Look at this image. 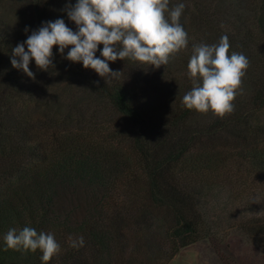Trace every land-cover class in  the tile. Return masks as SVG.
<instances>
[{
    "label": "trees",
    "instance_id": "16d2710c",
    "mask_svg": "<svg viewBox=\"0 0 264 264\" xmlns=\"http://www.w3.org/2000/svg\"><path fill=\"white\" fill-rule=\"evenodd\" d=\"M238 1L252 8L254 26L247 19L241 37H229L230 52L239 51L237 42L243 50L258 46L259 59L250 54L235 110L223 118L183 106L193 85L173 77L187 69L180 53L158 69L157 93L139 62L125 59L109 62L123 74L108 83L74 65L83 97L36 98L11 64L14 46L0 14V264H43L39 250L4 251L7 231L25 226L54 234L61 245L48 264H167L211 235L216 223L202 207L226 183L236 199L264 207V0ZM180 23L188 33L182 16ZM93 104L102 125L85 118ZM244 223L264 248V216ZM70 237H83L84 245L70 246Z\"/></svg>",
    "mask_w": 264,
    "mask_h": 264
},
{
    "label": "clouds",
    "instance_id": "9594fccd",
    "mask_svg": "<svg viewBox=\"0 0 264 264\" xmlns=\"http://www.w3.org/2000/svg\"><path fill=\"white\" fill-rule=\"evenodd\" d=\"M184 9L182 2L170 7V0H77L74 6L71 3L66 6L68 18L77 31L63 19L46 22L13 48L11 64L35 80L30 63L34 60L44 72L54 69L53 48L58 46L61 56L65 49H70L65 59L94 70L106 83L123 74L112 70L109 62L130 59L158 69L188 47L189 36L180 23ZM97 51L103 59L97 57ZM249 67L250 61L244 54L230 52L226 35L216 44L193 45L187 64L193 86L184 94L183 106L200 113L212 112L221 118L231 114ZM3 241L4 251L27 254L39 250L43 264L61 253L54 234L38 233L28 226L10 228ZM69 243L74 248L82 247L84 240L80 237L77 242L70 237Z\"/></svg>",
    "mask_w": 264,
    "mask_h": 264
},
{
    "label": "rangeland",
    "instance_id": "374dc122",
    "mask_svg": "<svg viewBox=\"0 0 264 264\" xmlns=\"http://www.w3.org/2000/svg\"><path fill=\"white\" fill-rule=\"evenodd\" d=\"M76 2L77 0H0V14L8 25L10 39L15 47L26 41L32 31L38 30L49 21L63 19L69 28L77 31V26L68 18L66 11V6L69 3L74 6ZM181 2L185 4L182 17L187 24V31H189L188 47L179 54L183 61H189L195 44H216L224 35L228 39L230 36L241 37V29L245 23H248L247 19L252 21L250 25L254 26L253 11L247 2L240 6L238 0L235 2L236 5L231 0H170V5L172 7ZM39 13L43 20H39ZM26 28L28 29L27 33L25 32ZM199 30L201 32H198ZM244 47V44L237 42L234 49L235 51L239 50L237 53L242 52L247 58L253 54L259 59L258 46L253 48L248 46L243 50ZM25 50H27L26 46ZM69 50L65 49L64 55L61 56L58 46L53 48L55 68L48 72L39 70L33 60L29 67L35 75V80L19 70L22 86L32 91L36 98L47 99L48 102L69 101L75 96L83 97V91H87L86 87L82 86L74 76L73 66L77 63L64 58ZM139 65L143 75L147 77L154 92L157 93L158 87L163 88L159 68L141 63ZM258 69L259 67L256 66L254 71L259 73ZM180 71L179 78L175 73H173V77L181 80L184 87L192 85L191 79L187 75V69L181 67ZM154 82L158 83L157 86ZM251 92V88L247 87L243 89L242 95L248 98ZM93 105L86 110L85 118L95 117L89 124L102 125L104 114L98 111L99 108L96 107V104ZM109 114L108 112L106 120H110L108 128L112 129L115 124ZM103 132L107 135L105 130ZM94 136L96 135L94 134ZM227 185L228 183H226V187ZM226 187L219 195L210 199L209 208L202 207L203 211L216 223L211 235L180 249L167 264H264V248L248 235L244 227L247 217L264 216V207L259 208V199L254 202L251 198L249 203L245 196L236 199L235 194L238 195L236 188L233 185L228 186L227 189Z\"/></svg>",
    "mask_w": 264,
    "mask_h": 264
}]
</instances>
